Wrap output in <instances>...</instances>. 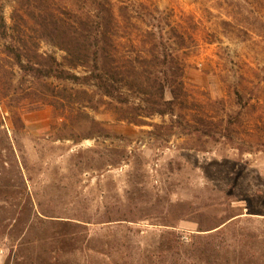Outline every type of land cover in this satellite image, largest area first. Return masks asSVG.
<instances>
[{
	"label": "rangeland",
	"instance_id": "rangeland-1",
	"mask_svg": "<svg viewBox=\"0 0 264 264\" xmlns=\"http://www.w3.org/2000/svg\"><path fill=\"white\" fill-rule=\"evenodd\" d=\"M0 264H264V0H0Z\"/></svg>",
	"mask_w": 264,
	"mask_h": 264
},
{
	"label": "trees",
	"instance_id": "trees-1",
	"mask_svg": "<svg viewBox=\"0 0 264 264\" xmlns=\"http://www.w3.org/2000/svg\"><path fill=\"white\" fill-rule=\"evenodd\" d=\"M75 40V44L73 46L74 51L70 54L73 56L74 60H73V66H84V67H89V72L88 74H85L84 76H82L81 78L78 76H72L73 79L77 80V81H82L81 83H86V84H93L94 87L97 88V90L104 96L107 97L113 101L116 102L117 105L119 106H123L126 105L128 102V100L126 98L123 97V95L120 92V87L118 86V80L115 77L116 74H119V69L120 66L117 65V59H114V66L112 68L113 73H111L112 71L109 70V73L106 70V66L107 64L103 62V60L107 57H110L109 54H106V52L104 53V49L101 48V46L97 47V43L99 42V37L98 34H96V36H93V46H95L93 48L92 51V57L89 58L87 55V52L89 51V47L90 44L88 43V37H76L74 38ZM100 41H102L100 39ZM106 56V57H105ZM17 59H19V56H16ZM171 62H174V59H171ZM18 65L20 66L21 69L25 70L26 66L21 64V62L18 60L17 61ZM112 63V62H111ZM175 63V62H174ZM168 64L170 65L168 58L166 55L163 56V60L162 62L159 64V66L166 67L168 66ZM113 65V64H112ZM32 68V67H31ZM172 69H174L172 67ZM35 72H37L38 74H41L42 76L45 77H52V72L50 70H47L45 72H40L42 71L41 69H33ZM58 71V72H57ZM158 71V70H157ZM164 73V72H162ZM56 74V75H55ZM54 77L59 78V79H66L63 70H56L54 72ZM167 80L166 81H162L159 78H154V80L152 81V88L155 91V95H156V102H153V105H155L153 108V111L157 114H163L165 113V111H168L171 109V104L172 101H168V102H164L163 100V94H164V90L167 89L169 90L170 94L173 96H175V90L173 89V87L171 86V84H167ZM160 102H163V104L167 106V108L160 109L159 105Z\"/></svg>",
	"mask_w": 264,
	"mask_h": 264
}]
</instances>
